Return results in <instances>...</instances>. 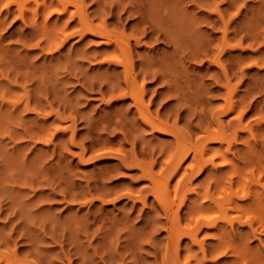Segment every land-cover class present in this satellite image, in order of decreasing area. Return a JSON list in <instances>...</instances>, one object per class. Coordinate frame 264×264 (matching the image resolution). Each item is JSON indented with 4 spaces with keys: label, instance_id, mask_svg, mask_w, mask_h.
Here are the masks:
<instances>
[{
    "label": "rangeland",
    "instance_id": "obj_1",
    "mask_svg": "<svg viewBox=\"0 0 264 264\" xmlns=\"http://www.w3.org/2000/svg\"><path fill=\"white\" fill-rule=\"evenodd\" d=\"M59 1L0 0V264H264V0ZM78 7L111 38L82 33ZM124 51L154 117L193 143L226 133L205 154H226L217 170L189 179L192 153L169 168L173 135L144 125L131 97L108 103ZM229 95L241 109L225 110ZM207 186L233 188L221 212ZM200 201L213 223L194 222Z\"/></svg>",
    "mask_w": 264,
    "mask_h": 264
},
{
    "label": "bare ground",
    "instance_id": "obj_2",
    "mask_svg": "<svg viewBox=\"0 0 264 264\" xmlns=\"http://www.w3.org/2000/svg\"><path fill=\"white\" fill-rule=\"evenodd\" d=\"M35 2H36V4H37V6H39V4H40V2H39V0H34ZM57 1V0H56ZM61 1H63V0H61ZM67 1V0H66ZM74 2H79V0H73ZM44 2H46V1H44ZM51 2H52V0H51ZM70 1H68V3H69ZM58 3H61L59 0H58ZM52 6L53 5H55V3L54 4H52V3H50ZM65 4V3H64ZM66 4H67V2H66ZM58 5V4H57ZM56 5V6H57ZM60 5V4H59ZM63 5V4H62ZM22 8V7H21ZM63 8V7H62ZM58 8H56V9H54V10H57ZM64 10L65 9H67V8H63ZM78 9H79V11H80V15L77 13L78 12ZM78 9H77V12H76V10H75V12H76V14H78V18H80L79 20L80 21H78V22H80L79 23V25L80 26H82V27H84V29H82L81 27V30H82V33H84V31H86V32H89V31H92L91 33H94L93 31H95V29H96V27L94 28V30H92L93 29V26L94 25H92V23H91V21H89L88 19H87V14H84L83 13V10H81L82 9V7L80 8V7H78ZM47 10V9H46ZM66 11V10H65ZM8 12V11H7ZM75 12H72L73 14H71L70 16H74L75 15ZM20 16H22L21 17V19H24L23 18V11L21 10L20 11V15H19V18H20ZM72 18V17H71ZM96 26V25H95ZM98 27V26H97ZM102 27V26H101ZM103 27H105V26H103ZM87 29V30H86ZM97 29H100V31H98ZM96 29V31H98L97 33H96V35L98 34V35H100L101 36V33L104 35V36H106V37H110L111 36V34H113V33H111L109 30L108 31H106L105 30V28H97ZM89 30V31H88ZM81 33V32H80ZM81 33V34H82ZM66 36V35H65ZM113 36V35H112ZM69 37V36H68ZM68 37H66V38H68ZM113 37H115L114 39H112L113 40V43L116 45V46H118L119 48L118 49H121V51H123V50H127V49H125V48H123V46L121 45L122 44V42L118 39V37H116V36H113ZM112 37V38H113ZM65 37H64V39H66ZM111 38V37H110ZM109 38V39H110ZM63 39V40H64ZM108 39V40H109ZM107 39L105 38V41H106ZM107 40V41H108ZM112 40H110V41H112ZM54 43H55V40H52ZM52 41H50L48 44L51 46L52 44H53V42ZM61 41H62V39H61ZM65 41V40H64ZM64 41H62V43L64 42ZM106 41V42H107ZM120 42H121V44H120ZM51 43V44H50ZM61 43V42H60ZM61 43V44H62ZM107 43H109V42H107ZM112 43V44H113ZM226 43V39L224 38V40H223V44H225ZM39 44V43H38ZM56 44V43H55ZM54 44V45H55ZM114 45V46H115ZM53 46V45H52ZM57 46H59V45H57ZM61 46V45H60ZM122 46V47H121ZM56 49H58V48H56ZM113 51V50H112ZM116 51V50H115ZM125 52V51H124ZM124 52H120V54H115V56L117 57H119V55L121 56ZM111 54V53H110ZM124 54H127V55H124V57H122V58H117L116 60L119 62V63H121V65H123V68H124V76H123V79H122V81L124 80V89L121 91V92H118V94H116V93H114V90L112 91V87L114 86H112V87H110V90L112 91L111 93L112 94H115L113 97H109L108 99H107V101H108V103H112L111 102V99H113V98H122V99H124L125 97H131L132 98V100H133V102H134V104H135V108L138 110L137 111V113L139 112L140 113V115H141V122H143L144 123V125H146V126H149V128L152 130V132L154 131H162L163 133H170V134H172L173 135V139H175L174 140V143H176L175 144V146L174 147H176L175 148V151H174V153L172 154V156L171 157H169V159L167 160V161H165L166 162V166H170V165H172L173 166V170H176L175 168H179V165L182 163V161L186 158L187 159V157L192 153V158H191V163H189V165L188 166H186V167H188L189 168V170H188V172H187V170L185 171L186 172V174H185V172H183L184 174H185V176L188 174L189 175V173H190V175H189V179H192V176L193 175H197V173H199V172H201V169H203L204 167H206L207 166V164H210L211 166H212V168L214 169V170H217L218 169V165H221V164H224L225 163V161L223 162V160H221V162H219L218 164H216V163H214V158L215 157H221L222 159H224L225 157H226V154H224L222 151H220V150H218V151H216V152H214V153H212V154H210L209 156H205V154H206V151L207 150H209L208 148H209V143H211V142H214V141H218L220 144H222L224 141H226L228 144L230 143L229 142V139L227 140V135H226V133H224L223 132V130H221V129H217V130H209V129H206V130H208V132L207 133H204V134H207L204 138H202L201 140H199V138H198V140L199 141H197V142H191V139H190V137H188V139H187V136L185 137V136H183V133L178 129V128H176L177 126L175 125H169L168 124V122H164L163 120L161 121L160 119H158V116H157V118L156 117H154L153 116V112L152 113H150L151 111H149L148 109H147V107H148V105H146V103L144 104V93L146 92L145 91V75L143 76V78H140V79H142V80H140L139 81V79H138V75L135 73V71H134V67H133V62L131 61V59H129L128 58V53L127 52H125ZM113 56V55H112ZM123 56V55H122ZM115 57V58H116ZM262 57H264V55H262ZM218 58V57H217ZM112 60V59H111ZM122 85V86H123ZM118 87H116V85H115V87L116 88H119V85H117ZM101 88V87H100ZM168 89V88H167ZM227 89V88H226ZM230 89H231V86H230ZM100 90H102V89H100ZM109 90V89H108ZM174 90V89H173ZM118 91V90H117ZM145 91V92H144ZM170 91V90H169ZM100 92V91H99ZM106 93V92H105ZM100 94L103 96H101V98H105V94H103V92L101 91L100 92ZM231 94V93H230ZM110 96H112L111 94H110ZM227 96H228V94H227ZM233 98H232V96H230L229 95V97L227 98V100H226V103H225V106H224V108H225V110H233V111H235V109H238L239 107V105H242L243 104V101L241 102V100H240V102H241V104H239L240 102H234L233 100H232ZM245 102V101H244ZM146 105V106H145ZM239 109H241V106H240V108ZM237 111V110H236ZM241 111H245V110H241ZM240 110H239V112L237 113V115H238V119L239 118H241L242 116L241 115H243V113L241 112ZM158 112V111H157ZM157 114V113H156ZM139 115V116H140ZM261 119H264V117H262V118H260V120ZM240 120V119H239ZM257 120V119H256ZM258 122H259V119L257 120ZM261 121H264V120H261ZM257 122V123H258ZM260 123V122H259ZM258 123V124H259ZM262 123V122H261ZM260 123V125H262ZM237 127V126H236ZM202 131V130H201ZM202 132H205V129H203V131ZM204 134H202V136L204 135ZM121 160H123V161H126V158L125 157H122L121 158ZM153 161V160H152ZM132 164H134V165H138V166H140L141 168H142V170H143V172L145 173V174H148V176L151 178V181H152V183H153V185H154V193H156V194H158L157 196H159V193H161V195L163 196V194H162V192L161 191H159V189H160V187H159V184H158V182L161 180V179H158L157 177H155V176H152L151 175V172H150V169L149 168H147L145 165H143V164H141L142 162H139V161H137L136 160V158H132V162H131ZM172 163V164H171ZM229 164V163H228ZM150 165V164H149ZM230 165V164H229ZM172 166H170L169 168H171ZM171 169V170H172ZM186 169V168H185ZM196 169V170H195ZM172 172H174V171H172ZM182 173V174H183ZM169 176V175H168ZM167 176V177H168ZM170 177H171V175H170ZM182 177V176H181ZM191 177V178H190ZM194 177V176H193ZM182 178H185V177H182ZM187 179V178H186ZM178 185H181L180 183H181V178L179 179L178 178ZM185 180V179H184ZM233 179H231V181H232ZM163 181V180H162ZM169 181V180H168ZM190 181V180H189ZM240 181V180H239ZM164 182V181H163ZM230 182V181H229ZM228 182V183H229ZM241 182V181H240ZM239 182V183H240ZM162 183V182H161ZM231 183H233V182H230L229 183V185H232ZM164 186V185H163ZM178 187V186H177ZM211 188V187H210ZM209 188V186H207L206 188H205V192L203 193V195H201V197L204 199V201L206 200V201H209L210 203L212 202V205H214V206H216L215 208L216 209H219L220 210V212H221V210H223V209H225V206H224V204L225 203H227L226 201L231 197V195H233L232 193H233V188H231V186L229 187L230 188V192H225V191H223L224 192V195L222 196V195H220V194H215V193H213V192H210V189ZM238 188V187H237ZM165 189V188H164ZM178 189V188H177ZM176 189V190H177ZM193 189V188H192ZM240 188H238V190H239ZM155 190H156V192H155ZM193 190H195L196 191V189L194 188ZM236 191H237V189H236ZM235 191V189H234V193L236 192ZM246 191H247V189H246ZM249 191V190H248ZM247 191V192H248ZM194 192V191H193ZM238 192H240V191H237L236 193L238 194ZM218 193H219V191H218ZM236 193L234 194V195H236ZM155 194V195H156ZM245 193H243V197H245V195H244ZM160 195V196H161ZM240 196H242V194L240 195ZM239 196V197H240ZM255 197H257V200H259L258 201V203H256V204H258V205H260V206H264V205H262V204H260V202H261V200L260 199H262V197H264V192H262V193H259V194H257ZM163 199H165V207H167V209H165L166 210V213H167V211H169V206H170V208L172 207V202L170 201V200H168V199H166V197L164 196L163 197ZM255 199V201H257L256 200V198H254ZM230 200V199H229ZM228 200V201H229ZM182 201V200H181ZM199 202V201H198ZM202 203H203V200H202ZM254 203V202H253ZM181 205V204H180ZM203 205V206H202ZM209 204H207V206L205 207L204 206V204H201V201H200V204H199V206L198 207H195L194 208V210H193V214H191L192 216L194 215V214H196V213H198V215H196V217H195V219H193L194 220V222L196 223V224H202V223H205V225L207 224H210V223H213L214 221H215V217H214V220H213V222H212V216H210L211 214H212V209H213V206H208ZM193 206H195V205H193ZM254 207L256 206L257 207V205H253ZM224 207V208H223ZM260 208V207H259ZM259 208H257V209H259ZM262 209V208H261ZM190 211V210H189ZM216 211H218V210H216ZM219 212V211H218ZM219 212V213H220ZM226 211H224L223 213H225ZM258 212V211H257ZM262 212H264V211H262ZM261 212V213H262ZM169 213V212H168ZM260 213V212H259ZM178 214V213H177ZM262 214H264V213H262ZM213 216H215L214 215V213L212 214ZM220 215V214H219ZM216 216L217 218H220V216ZM224 214H222L221 215V217H224L223 216ZM227 215V214H226ZM177 216H179V214L177 215ZM255 216V215H254ZM262 217H264V215H261ZM175 217H176V215H175ZM261 218V217H260ZM177 219V218H176ZM217 223V222H216ZM216 223H214V225L216 224ZM261 226H262V228H264V218H261ZM259 223V224H260ZM173 225V224H172ZM204 225V224H203ZM210 226V225H209ZM169 227H171L170 228V230H169V234H170V237L173 239V240H175V238H176V236L177 235H179V234H177L176 235V232H178L179 231V229H181V228H179L178 229V227L179 226H176L175 225V223H174V226L172 227V226H169ZM182 229H185V231H186V228H182ZM262 230H264V229H262ZM181 231V230H180ZM183 231V230H182ZM194 232V234H196L195 232H196V230L194 231V230H187V232H185V233H187L186 235H189L191 238H193V232ZM182 234H184V232L182 233ZM176 235V236H175ZM185 235V234H184ZM179 236H177V238H178ZM195 239V238H194ZM193 239V240H194ZM172 240V241H173ZM177 242V241H176ZM223 249V248H222ZM230 250V249H229ZM220 253H223V252H221L220 251ZM2 258V257H1ZM236 260V259H235ZM234 260V261H235ZM238 260V259H237ZM237 260L235 261L237 264H238V262H237ZM10 261V260H9ZM11 262V261H10ZM261 262H264V260H261ZM6 263H8V264H12L13 263V261L11 262V263H9V262H6ZM173 264H179L178 262H175V263H173ZM235 264V263H234ZM240 264H246V263H240ZM249 264H257V261H252L251 263H249Z\"/></svg>",
    "mask_w": 264,
    "mask_h": 264
}]
</instances>
